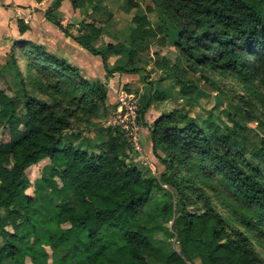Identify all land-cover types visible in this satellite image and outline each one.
I'll return each mask as SVG.
<instances>
[{"label": "trees", "instance_id": "obj_1", "mask_svg": "<svg viewBox=\"0 0 264 264\" xmlns=\"http://www.w3.org/2000/svg\"><path fill=\"white\" fill-rule=\"evenodd\" d=\"M64 1L54 0L46 12L60 29L52 14ZM67 1L75 13L84 8V0ZM150 2L172 29L175 61L219 95L225 91L215 77L236 78L247 90L256 81L264 84V0ZM124 6L129 11L138 3L126 0ZM129 21L127 42L100 50L94 43L102 26L81 22L79 34L68 36L100 57L107 75L140 74L145 70L135 66V59L163 27L154 28L146 14H132ZM17 27L20 35L28 30L22 20ZM10 51L8 66L19 73L25 59L53 79L58 90L64 88L65 95L81 94L69 98L76 110H67L59 100L28 94L24 81L22 99L0 89V264H24L26 259L46 264L57 250L77 256L75 264H264L250 239L255 232L264 241V138L247 147L235 128L213 121L201 126L176 108L161 112L147 126L143 116L150 104L170 96L153 90L138 120L148 129L152 154L164 166L156 177L129 161L128 143L116 128L86 148L65 138L78 111L95 114L105 108L103 83L84 80L76 67L42 45L19 40ZM121 54L125 64L110 69L108 59ZM178 84L182 101L192 106L199 95L197 80ZM259 101L264 113V98ZM246 114L264 126V116ZM44 160L48 164L30 184L26 171ZM30 185L32 195L27 194ZM204 189L239 201L242 229L226 220ZM171 239L177 250L168 253Z\"/></svg>", "mask_w": 264, "mask_h": 264}, {"label": "rangeland", "instance_id": "obj_2", "mask_svg": "<svg viewBox=\"0 0 264 264\" xmlns=\"http://www.w3.org/2000/svg\"><path fill=\"white\" fill-rule=\"evenodd\" d=\"M126 0H84V8L75 13L72 8L69 9L70 13L60 14L57 11L53 12L54 18L60 22L61 28L54 25L52 22H47L46 12L53 5L51 0H43V5L37 7L21 6L20 8L25 10L29 8L31 15V22L34 28L40 26L43 31L42 39L48 45L45 38L48 40L55 38V43L61 45L60 40H70L68 34L77 36L79 34L81 22H92L97 26L103 27V33L100 39L94 43V48L100 50L104 45L111 44H123L127 42L128 27L130 26V19L132 14H146L151 25L155 28L162 26V33L158 34L155 38L146 41L145 49L142 50L135 59V66L143 68L145 71L140 74H133L132 79L133 89H129V85H114V89L108 88L107 100L105 108L99 109L95 114L87 113L84 110L78 111L72 118V128L66 132L65 138L70 140L81 148L86 146H95L100 140H104L103 133L109 128H112L113 121L116 118L117 108L123 96L132 95L131 98L136 101L138 111L148 99V96L152 94L153 90L165 91L170 96L164 101H154L150 104L147 112L143 116V120L147 126L150 120L153 119L161 111H171L174 108L181 110L188 114L190 117L200 124L205 126L207 123L213 121L216 125L226 128H235L236 131L245 138L246 146L251 147L258 145L264 138V126L260 124L259 119L255 117L247 116V111L260 117L264 116L262 103L259 99L264 98V84L256 81L254 85L250 86L249 90L245 88L241 82L236 78H218V84L224 89L225 93L219 95L217 91L212 87L199 80L198 74H192L186 70L183 64H178L175 61L177 52L172 42V29L169 24L166 23L164 17L158 12L157 8L152 5L150 0H136L138 3L137 8L126 11L124 4ZM42 2V0H41ZM68 4L69 1H65ZM71 6V5H69ZM0 7H6L1 5ZM20 15L22 14L21 11ZM128 12V14H126ZM66 13V11L64 12ZM59 14V15H58ZM19 15L16 16L13 11L11 20L7 24V30H10L11 23H16ZM25 22L24 20H22ZM25 24V23H24ZM31 24V23H30ZM46 24L47 27L43 26ZM54 25V26H53ZM28 26V25H26ZM8 32V31H6ZM34 35V34H33ZM30 38L37 41L32 35ZM42 36V35H41ZM27 38V37H26ZM11 40V38H3L0 33V89L4 90L7 95L15 96L22 99V86L20 81H24L25 91L33 97L38 99L55 102L59 100V103L67 110H76L75 102L70 103L69 98H79L81 92L73 95L66 94L65 89L59 86L58 90L54 85V80L43 77L34 68L29 66L30 64L25 59L21 60L20 73L16 67L8 66L10 50L13 46V42L3 44V41ZM164 40V43L162 42ZM26 41V40H24ZM33 43V42H32ZM35 44V43H34ZM70 44L67 46V50L70 53V62L77 64L82 68L83 74L81 75L84 80H89L88 76H92L93 81L108 83L109 75L102 69V66L97 63L98 57L84 53L75 45ZM59 47L61 48V46ZM144 46V45H143ZM142 46V47H143ZM66 47V46H62ZM88 54V55H87ZM83 58L85 60H83ZM88 59V60H87ZM126 62V55H119L109 58L110 69H114L117 66H123ZM167 64L171 66L170 70H167ZM10 67V68H9ZM145 78V79H143ZM197 80V86L199 88V95L195 103L192 106L186 105L179 96V84L178 80ZM140 84V86H138ZM106 85V84H105ZM180 97V99H179ZM138 138H139V152H131L128 150L129 161L134 162L138 167L148 168L151 173L158 177L164 172V166L159 160L152 154L151 147H147L149 142L146 136V128L141 125L138 120ZM3 129L0 128V139L2 137ZM48 164V160H44L36 166L30 167L27 171V177L32 184L36 179L40 177L42 168ZM264 169V167H263ZM212 184L217 186L214 181ZM32 185L27 190L28 195H32ZM204 191L210 196L216 209L226 218V220L236 229H242L238 220V215L243 214L244 210L241 208L239 201H232L226 196H218L217 192L210 189H204ZM68 201L73 202V198L70 196ZM226 204H230L227 207ZM235 210L236 214L232 211ZM2 216L5 217L4 212ZM166 229L170 230L169 226ZM171 231V230H170ZM252 240V246L254 250L264 260V241L256 237L255 232L250 234ZM177 250V245L174 239H171L170 245L167 248V252L171 253ZM78 261L77 256L65 253L62 250H57L50 255L46 264H75ZM4 264H13L10 261H5ZM24 264H31L29 259L25 260ZM193 264H200L198 260Z\"/></svg>", "mask_w": 264, "mask_h": 264}, {"label": "crops", "instance_id": "obj_3", "mask_svg": "<svg viewBox=\"0 0 264 264\" xmlns=\"http://www.w3.org/2000/svg\"><path fill=\"white\" fill-rule=\"evenodd\" d=\"M52 1L54 2V0H51V2ZM1 5L6 6V7L5 8L4 7H0V33L3 35L4 39L10 37L11 40H12L11 41V40L8 39L6 41H3L2 42L3 44L9 43L10 41L12 43L13 41L26 40V41L33 42V43L38 44V45H42L46 49H48L51 52L55 53L59 58L64 59L66 62H68L72 66L76 67L79 70L81 75L83 74L82 68L80 66H78L77 64H72L70 62V59H69L70 58V56H69L70 53L67 50V46L71 45L70 44V40H71L72 43H73L72 45H75L76 47H78L84 53H89V52L86 51L85 49H83L82 47H80L77 43H75V41L71 37H69L70 40H65V41L60 40L61 45L58 44L57 42L56 43L54 42L55 38H54V40L53 39H50V40L48 39L47 40L45 38V40L48 42L47 43L48 45H46V43L42 39L43 31L40 29V26L38 25V26H36L37 28H34L32 22H31V15H30L31 11L29 10V8L26 9V12H25V10L20 8L21 6H28V5H30L31 7L39 8V6L43 5V0H42V2H41V0H0V6ZM69 5H71V4H68L65 1L62 2L61 6L57 10V12L60 13V14H68V13H70L69 9H71V6H69ZM13 11H14V14H16V16L19 15V18L25 21L24 22L25 25H28L27 26L28 30L22 35L19 34L18 27H17L16 23H14V24L11 23L10 30H7V24L12 18ZM19 11H21V13H22L21 15H20ZM65 11H66V13H64ZM47 22H49V21L47 20ZM43 26L47 27L46 24H43ZM6 31H8V32H6ZM29 33H30V35H32V37L35 35L34 38L37 41L32 40V38H30L31 36H29ZM59 45L61 46V48L59 47ZM62 46H66V47H62ZM96 57H98V56H96ZM112 57L114 58L116 56H112ZM98 58H99V60H96V61H97V63H99L102 66V69L104 70L102 62H101V59H100V57H98ZM83 60H85V59L83 58ZM107 63H109V59H108ZM108 77H109V81H107L108 83H105L106 80L104 82H102L104 85L106 84L105 87L108 86V88L113 90L114 89V85L118 84V85H122V86L123 85H129L128 88L129 89H133V86L131 84L132 79H134L133 74L113 73L112 75H109ZM88 79L89 80H87V81L90 82V83L95 82L93 80L90 81V79H92L91 75L88 76ZM138 86H140V84H138ZM166 111L167 110H164V111H161V112L164 113ZM161 112L159 114H157L155 117H153L152 120H150L151 124L161 114ZM151 124H149L148 126H150ZM145 133H146V136L148 137V129L147 128H146V132ZM148 140H149V137H148ZM148 145H149V147H151L150 141L147 143V147H148Z\"/></svg>", "mask_w": 264, "mask_h": 264}, {"label": "built area", "instance_id": "obj_4", "mask_svg": "<svg viewBox=\"0 0 264 264\" xmlns=\"http://www.w3.org/2000/svg\"><path fill=\"white\" fill-rule=\"evenodd\" d=\"M131 97L132 95L123 96L117 108V116L111 127L116 128L117 131L123 136V138L128 143L131 152H139V111L136 101Z\"/></svg>", "mask_w": 264, "mask_h": 264}]
</instances>
